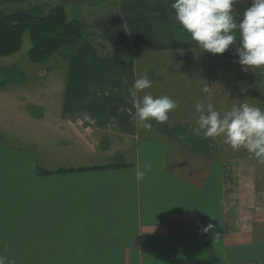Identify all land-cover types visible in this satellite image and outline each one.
<instances>
[{"label":"crops","instance_id":"obj_1","mask_svg":"<svg viewBox=\"0 0 264 264\" xmlns=\"http://www.w3.org/2000/svg\"><path fill=\"white\" fill-rule=\"evenodd\" d=\"M30 1L46 3L0 5ZM57 2L69 18L82 20L84 36L76 48L53 55L64 60L63 70H48L59 99L29 104V111L23 108L27 128L11 123L0 132V255L6 264H264L258 161L222 136L190 132L198 126L197 101L209 102L204 86L223 113L247 103L246 93L261 92L232 84V76H256L264 67L245 71L231 45L223 54L201 50L176 23L172 0H122L113 12L92 0ZM250 5L238 0L233 6L237 22ZM185 53L198 81L186 76L178 82L174 67ZM212 57L222 69L209 64ZM144 74L152 83L138 98L177 102L165 123L153 119L150 128L127 111L135 112L127 89ZM213 75L222 78L220 85ZM68 130L79 144L56 137ZM209 223L214 227L203 231Z\"/></svg>","mask_w":264,"mask_h":264},{"label":"clouds","instance_id":"obj_2","mask_svg":"<svg viewBox=\"0 0 264 264\" xmlns=\"http://www.w3.org/2000/svg\"><path fill=\"white\" fill-rule=\"evenodd\" d=\"M238 0H172L176 23L189 35L201 50L213 54H223L229 46H234L238 62L247 71L249 67H264V0H251L245 8L242 19L237 22L233 6ZM237 33L239 43L237 44ZM146 74L135 79L127 89L132 98L133 113L129 108L131 120L145 128L151 127V120L159 124L169 119V112L177 108V102L168 96L146 94L142 98L137 93L151 87ZM201 91L209 95V102L197 101L199 113L198 126L190 132L199 137H223L224 142L234 150L246 149L254 158L264 163V110L241 103L221 113L211 102V90L204 86ZM143 171L136 173L137 179L143 178ZM209 223L203 231L213 228ZM0 264H6V257L0 255Z\"/></svg>","mask_w":264,"mask_h":264},{"label":"rangeland","instance_id":"obj_3","mask_svg":"<svg viewBox=\"0 0 264 264\" xmlns=\"http://www.w3.org/2000/svg\"><path fill=\"white\" fill-rule=\"evenodd\" d=\"M97 6L101 7L104 6L105 10L113 12L114 7H121L122 6V0H92ZM57 0H46V3H37L35 1H30L26 4L19 5H13V4H1L0 9L10 11L14 10L17 7L25 9L26 11H29L32 14H39V9L47 10L48 8L55 6ZM32 45V38L30 34V30L28 29L24 35V42L22 49L16 53L15 55H9V56H0V132L4 134V132L8 131L9 126L11 123H17L19 126H24V123L26 122L24 119L28 117V112H26L23 108L28 107L29 111V104L33 102H38L39 105L46 104L49 101H54V99H59V91H54L52 89H57L58 87H51L53 85V81L56 79L52 77L51 73H49V69L52 70H63L64 68V60L57 59L56 57L52 56L51 58L47 59V61L42 62H32L29 60L28 57V50ZM186 50V51H185ZM184 52H188L190 49H185ZM195 57L200 54V52L197 53L196 50L193 51ZM190 54L185 53L182 56V62L177 64L174 69L180 70L178 76L179 81H182L183 77H194L193 82L198 81L197 73L195 71L191 72L190 66ZM201 61V60H200ZM152 64H156V62L151 61ZM162 63V60L161 62ZM192 63L195 64V61L192 59ZM193 64V65H194ZM209 64L211 66H215L216 70L222 69V62L218 60L216 57H212L209 60ZM7 67V70L5 72L2 71L3 68ZM9 67V68H8ZM16 69L22 70L21 73H15ZM147 68H145L146 70ZM250 73H254L257 70L260 69H251L249 67L248 69ZM46 71V72H43ZM258 75H248V76H241L242 78V84L248 85V86H258V90L261 89V92L254 91L252 93H246V99L245 102L252 101L251 105L255 107H259L262 110H264V77L262 78V75L264 76V70L258 71L256 73ZM212 83L215 86L220 85L221 77L218 75L210 76ZM240 77V76H239ZM4 80V82L2 81ZM205 80L207 82L208 78L205 77ZM210 81V80H208ZM7 82L8 85H11L12 88H9L7 90H4V86ZM232 84H240L238 81L235 82V80H232ZM200 86V85H199ZM239 100V99H238ZM232 106L230 105L226 109L230 110ZM24 118V119H23ZM27 128V126H24ZM74 130H68L69 133L60 134L57 133L56 137L72 140L76 144H79V139H76V136L73 133ZM75 132V131H74ZM3 142H7L6 140H3ZM232 148V147H231ZM244 151H247L246 149H242ZM260 166V172H259V179L260 183L264 184V163L258 162Z\"/></svg>","mask_w":264,"mask_h":264},{"label":"trees","instance_id":"obj_4","mask_svg":"<svg viewBox=\"0 0 264 264\" xmlns=\"http://www.w3.org/2000/svg\"><path fill=\"white\" fill-rule=\"evenodd\" d=\"M38 11L39 14H32L18 7L10 11L0 9V56L18 53L28 29L32 38L28 57L32 62L47 61L60 49H74L79 45L84 36L83 22L69 18L63 4ZM6 70L7 67L2 69ZM232 80L242 83L241 76H232Z\"/></svg>","mask_w":264,"mask_h":264}]
</instances>
